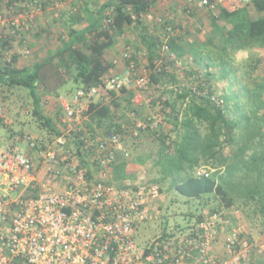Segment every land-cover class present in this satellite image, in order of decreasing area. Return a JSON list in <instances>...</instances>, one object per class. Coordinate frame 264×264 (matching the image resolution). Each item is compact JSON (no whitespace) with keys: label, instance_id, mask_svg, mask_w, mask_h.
I'll list each match as a JSON object with an SVG mask.
<instances>
[{"label":"trees","instance_id":"1","mask_svg":"<svg viewBox=\"0 0 264 264\" xmlns=\"http://www.w3.org/2000/svg\"><path fill=\"white\" fill-rule=\"evenodd\" d=\"M8 1L6 14L17 10L24 14V8L42 4L43 11L52 19L50 25L58 24L63 30L60 35L63 45L30 68L25 62L22 67L18 65L30 49L22 54L13 50L18 37L21 38L18 44L24 43L25 47L24 31L29 18L23 17L25 23L22 18L23 30L10 25L3 27L0 34L5 53L0 56V87L29 91L33 115L55 137L54 149L64 156L80 159L86 177L95 181L99 179L102 155L97 143L86 144L85 139L108 140L117 136L121 147L110 143L104 153L113 158L109 177L123 186L127 179H138V175L132 177L135 172L126 174L128 166L135 170L136 165H147L152 157L151 153L131 152L150 143L159 149L152 173L156 171L161 176L144 181L159 187L168 182V191L174 190L187 202L205 201L200 204L213 209L207 217L199 212L191 214L188 220L196 218L199 225L214 215L219 218L225 210L237 208L264 230V77L262 80L253 77L264 58L249 65V72H243L245 78L243 73L241 76L239 71L236 73L235 63V56L242 51L264 48V0H239L233 11L220 0H187L182 14L187 15L189 22L172 4L165 13L156 14L161 0L105 3L76 0L71 11L58 7L59 2L70 0H28L24 6H20L23 0ZM194 1L200 5L193 6ZM204 12L211 17L209 32L204 31L203 25L207 26L202 20ZM47 30L40 28L39 32ZM195 32L207 34L205 38L192 37ZM129 34L136 35L133 44ZM114 48L122 52L119 60L107 57ZM120 61L123 62L120 73L133 66L137 74L147 77L146 86L125 87L110 92L108 98L99 97L82 114L91 121H82L77 130H69L61 120L55 121L45 114L44 93L60 97L59 90L66 79L77 86L73 95L80 89L101 88L105 79L121 68ZM221 79L230 85L236 83L237 92L219 91L212 82ZM143 90L154 91L147 106L150 110L146 112L143 109L148 99L144 103L139 100ZM232 101L238 118L229 110ZM244 106L249 108L248 112H244ZM139 123L143 125L140 127ZM0 127L10 130L11 147L21 143L29 147L26 137L31 136L14 131L1 115ZM60 137L65 143L56 145ZM33 141L36 146L28 148L29 155L40 146ZM163 191L160 187V193ZM174 234L164 231L159 239L172 238ZM243 234L251 245L252 264H264V259L257 258L264 249L260 251L254 239Z\"/></svg>","mask_w":264,"mask_h":264},{"label":"built area","instance_id":"2","mask_svg":"<svg viewBox=\"0 0 264 264\" xmlns=\"http://www.w3.org/2000/svg\"><path fill=\"white\" fill-rule=\"evenodd\" d=\"M23 17H0V28L23 30ZM137 72L130 66L108 76L101 88L78 90L70 103H63L61 123L77 130L79 113L88 112L97 97L145 87L147 77ZM33 140L26 137L30 148L36 146ZM90 142L102 155L95 181L86 177L80 159L54 148L41 151L40 168L19 146L0 151V264H252L251 245L240 229L224 241L227 256L218 253L216 215L186 236L138 243V229L151 217L160 187L143 177L116 184L109 177L113 158L104 151L110 143L120 148L118 137H87L85 143ZM64 143L63 137L56 141Z\"/></svg>","mask_w":264,"mask_h":264},{"label":"rangeland","instance_id":"3","mask_svg":"<svg viewBox=\"0 0 264 264\" xmlns=\"http://www.w3.org/2000/svg\"><path fill=\"white\" fill-rule=\"evenodd\" d=\"M2 2L0 3V17L2 20H7L10 17H17L20 15V11H14L10 14L5 13V9L9 8V2L5 3L4 0H1ZM21 1V0H18ZM23 4H26L28 0H23ZM26 1V2H25ZM76 0H70L67 2H59L58 7L61 9H64L66 11H71L73 8V3ZM101 3H105L107 0H99ZM222 5L228 8L229 10L233 11L236 9V7L239 5V0H220ZM78 2V1H76ZM75 2V3H76ZM187 0H161V2L158 5L157 13H165L167 7H169L170 4H172L176 9H178V12L180 15H182L184 20H188L187 15L182 14L183 8L188 5ZM62 3V4H61ZM193 3V6L196 5L198 7L200 4L198 2ZM191 3V4H192ZM9 10V9H8ZM25 10V11H24ZM24 15H28V18L31 19L32 15L33 17H36L39 15V21L41 22L39 29L44 28L48 29L47 31L55 34V38H57V42L60 44V35H62V29H60L57 25H50L51 22H48L46 14H43V6L42 4H37V6L32 5L31 8L25 9L24 8ZM22 11V12H23ZM40 12V14H38ZM205 13V12H204ZM202 13V14H204ZM31 15V17H29ZM36 15V16H35ZM10 16V17H8ZM26 19V18H25ZM51 20V18L49 17ZM202 20L206 21L207 26L205 24L203 25L206 27L204 30L205 32L210 30V25L209 22L211 21V17L205 13L203 16ZM23 22L24 18H23ZM189 22V20H188ZM191 22V21H190ZM192 23V22H191ZM189 24L192 26V24ZM28 26V25H27ZM32 29H34V26H30ZM58 27V28H57ZM52 29V30H51ZM2 27L0 28V34L2 33ZM40 31V30H39ZM23 32V31H22ZM44 33V32H39ZM131 34V31H130ZM127 35L132 37L131 41L133 44V41L136 35ZM207 34V33H206ZM206 34L204 32L198 33L195 32L192 37L198 38L199 36H203L204 38L206 37ZM46 35V34H42ZM54 38H49L47 40H53ZM19 40H21L20 37L17 38L16 46H14L13 50L14 51H19V52H24L27 48L23 47L24 43L18 44ZM52 41L51 44L48 46H52ZM131 44V45H132ZM120 47V46H118ZM28 52V51H27ZM32 51H30L29 54H23L24 59L19 62L18 65L19 67H22L26 65L27 67H31L33 64V56H32ZM243 52V53H242ZM241 53L237 54L235 63L237 67L236 73L239 75L242 74L244 71L249 72V65L254 64L257 59L264 58V48H253V49H246V52L242 51ZM5 54V53H4ZM122 52L118 50V48H114L113 50L109 51L107 57L109 59L113 60H119L121 58ZM44 55V54H43ZM5 59V57H2ZM119 66L121 68L115 69L116 72H113L112 74L120 73L123 71V62H119ZM111 74V75H112ZM255 74V76H254ZM253 74V77H258L260 78L259 80H262L264 77V63H261L257 71ZM243 77L245 78L246 74H242ZM110 76V75H109ZM182 77V75H180ZM241 76V75H240ZM218 88L219 91L224 90L223 92H228L230 94V90H234L237 92V87L236 83L231 84L228 83L226 80L221 79L220 81H213ZM77 89L76 84L72 80H67L66 79V84L61 87L59 90L61 93L60 97L54 96V94H47L44 93V105H43V110L45 114L50 118L55 121H60V116L63 114L62 109H63V103H70L73 97V93ZM43 91V90H42ZM139 100L140 102L144 103V99H148L145 103V107L143 109V112H146L147 110H150L147 108L149 99L152 98L154 95L153 90H148L147 92L145 90L140 91L139 93ZM71 96V97H70ZM231 96V95H229ZM64 97V99H61ZM99 99V97L96 98V101ZM234 102H230V108L229 110L231 111V114L235 115V117L238 118V113H236V109L233 108ZM241 108V107H240ZM243 108V107H242ZM33 98L30 95L29 91L23 88L19 87H14L11 88L10 90L8 87H0V115L2 119L5 120V122L12 126L14 131L19 132V133H24L26 135L31 136L34 140L39 142L40 145L37 150H33L30 152V156L32 157L35 167L39 168L41 164V151H48L54 148V142H55V137H52L47 130L46 127H43L41 124H39L37 117L33 115ZM244 112H248V107L244 106ZM261 114L263 111H260ZM81 115L78 116V119L76 121H84L85 122H90V118L83 117L82 113H79ZM83 117V118H82ZM41 125V126H40ZM107 125V124H106ZM60 127V126H59ZM61 128V127H60ZM167 128H171L169 125ZM102 128L99 129V132H101ZM9 132L8 128L5 127H0V151L3 149L9 148L13 146V142L10 140L9 141ZM101 134V133H100ZM41 141V142H40ZM20 145L19 148L28 153L29 147H27V143H21L18 144ZM159 149L157 146L151 145L150 143H146L143 148H139L136 152H131L132 154H143V153H151L152 157L149 159L147 162V165H145L143 168H137L135 171V176L133 175L132 177H143L144 179H153L154 176L159 178L161 175L155 171V173L152 171L153 170V165L155 164V158L158 154ZM202 172V171H201ZM159 186V185H158ZM168 186L169 183L165 182V184L160 185L164 189L163 193H160L159 198L152 204V210H151V217L148 219V221L143 222L138 229V235H137V242L144 244L147 241H150L152 239H156L162 236L163 232L166 231L167 233H170L171 235L174 233H178L177 235L174 234L172 238H177V237H183L188 235L194 228L198 226V222H196V218L193 220H188L189 216L192 214H199V212H202L205 217L210 215V212H212V207L208 206H203V202L205 201H191L187 202L183 197L179 196L174 190L168 191ZM202 203V204H200ZM222 219V222H218V230L220 231L217 242L220 241H225L226 237L233 232V230H241L243 233H246L250 237L254 239V242L257 246L262 247L259 250L264 249V231L257 223H253L251 219L244 214L241 210H238L237 208H232L230 210H225L223 214L219 217ZM180 233H183L179 235ZM220 249L221 246L219 245ZM220 255L227 256V252L224 250L220 252ZM257 258H262L264 259V252L259 254Z\"/></svg>","mask_w":264,"mask_h":264},{"label":"crops","instance_id":"4","mask_svg":"<svg viewBox=\"0 0 264 264\" xmlns=\"http://www.w3.org/2000/svg\"><path fill=\"white\" fill-rule=\"evenodd\" d=\"M38 14H40V12ZM43 14H46L47 19H48L47 21L52 23V21H50V19H49L48 13L43 12ZM28 15H27V17L26 16H24V17L25 18H28ZM29 17H31V15ZM40 24H41V22L39 21V15L36 16V17H33V15H32L31 19H29L28 26H26L25 31H24V36H25L24 38H26L25 47L26 48H29L30 51H32V56H33L32 59H34L33 60L34 61L33 63H35L36 61H39L42 57L48 56L49 53L55 52L64 43V39L59 36L60 37V41H61L60 44H59V42H57V38H55L56 35L53 34L52 31L51 32H44V33H41L40 34L39 33V30H40L39 29V26H40ZM56 25L60 28V26L58 24H56ZM30 26H34L33 27L34 29H32ZM42 34H46V35H42ZM67 34L69 36V33L68 32H67ZM64 37H67V36L64 35ZM49 38H51V39L54 38L53 40H56V41H52V40L49 41V40H47ZM51 41H52V46L51 45L48 46L49 44H51ZM20 54H22V52H20ZM144 166H145V164H141L140 166L139 165H136L135 168L136 169L137 168H140L141 169ZM132 170H133L132 166L131 165L128 166V170L127 169L125 170L126 171V174H130L132 172H135L134 170L133 171ZM219 245L221 246V249H220ZM215 246H216V249H217V251H218L219 254H220L221 250L222 251L225 250L224 241L216 242L215 243Z\"/></svg>","mask_w":264,"mask_h":264}]
</instances>
